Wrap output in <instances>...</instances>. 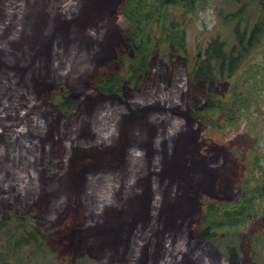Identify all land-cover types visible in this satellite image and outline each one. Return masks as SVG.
Wrapping results in <instances>:
<instances>
[{
    "label": "rangeland",
    "instance_id": "374dc122",
    "mask_svg": "<svg viewBox=\"0 0 264 264\" xmlns=\"http://www.w3.org/2000/svg\"><path fill=\"white\" fill-rule=\"evenodd\" d=\"M240 1L243 0H207L194 15L182 17L177 13L178 18H183L191 58H205L206 48L215 37L226 40L228 46L232 43L236 20L227 13L238 9ZM87 3L88 0L11 1L8 10L12 18L4 22L0 17L2 34L14 49L31 56L27 66L14 71L18 84L11 88L10 95L18 92L19 97L11 106L18 109L19 104L38 97V91L51 78V92L64 88L67 81L91 80L100 66L96 59L107 31L125 25L126 20L117 13L108 14L106 9L88 12ZM249 11L251 4H246L244 16ZM51 30L57 36L55 50L50 56L35 53L43 34ZM33 40L37 41L30 45ZM154 60L166 67L170 77L172 62L166 43L160 44ZM253 74L259 79H253ZM5 78L4 82L10 83L11 76ZM234 83L237 94L248 95V106L242 107L234 119L219 123L206 119L192 127L187 119L179 118L180 124L175 123L173 131L164 128L167 117L160 113L133 115L118 109L119 98L94 94L80 97L67 116L52 119L54 108L45 109L38 118L52 121L49 136L47 132L34 134L29 130L26 141L21 143L23 138L17 131L0 123V147L10 141L21 144L19 164L25 171V187L29 189L35 177L44 181L39 191L45 201L37 203L38 207L47 209V203H59L54 216L44 217L48 211L41 214L40 218L47 222L43 225L48 236L46 248L32 257L22 252L27 264H76L81 258L91 261L89 264H137L149 258L156 264H169L176 235L169 239L167 249L161 237L160 245L146 255H141L145 243L139 252L131 246L134 231L142 232L149 226V206L155 196L175 213V228L184 231L186 215L196 218L204 196L222 199L232 195L242 182L241 193L253 195L250 187L260 182L264 173V35L245 63L224 78L217 93L229 97ZM129 90L124 88L126 94ZM11 96L7 99H15ZM47 98L45 95L39 102ZM46 142L50 148L45 147ZM157 159L155 169L153 162ZM99 176L106 203L84 211L81 197L90 184L97 188L94 180ZM21 195L27 197L28 192ZM141 204L143 221L134 224ZM230 240L238 245L242 264H264V195L251 196L246 220L228 230L225 237L216 235L203 242L190 252L192 257L183 255L177 263L226 264L223 257Z\"/></svg>",
    "mask_w": 264,
    "mask_h": 264
},
{
    "label": "trees",
    "instance_id": "16d2710c",
    "mask_svg": "<svg viewBox=\"0 0 264 264\" xmlns=\"http://www.w3.org/2000/svg\"><path fill=\"white\" fill-rule=\"evenodd\" d=\"M11 1L13 0H0L2 14L0 17L4 22L12 18L11 11L8 10ZM206 1L88 0L86 4L88 12L106 9L108 14L117 13L126 20L125 25L107 31L96 59L99 68L89 82L67 81L66 88L59 91L51 92L54 81L52 78L47 80L38 91V97L19 104L18 109L11 106L19 97L18 92L10 95L11 88L18 84V79L13 77L14 71L29 64L31 56L9 45L6 37L3 36L4 28H0V123L11 126L8 128L12 131H17L18 137L23 138L20 140L21 143L26 141L29 130L34 134L47 132L49 136L52 121L43 122L38 116L51 107L55 110L52 119L61 115L67 116L75 108V103L80 97L87 94L107 99L119 98L118 109L133 115L141 112L144 115L152 112L160 113L167 117L164 118L167 120L163 124L164 128L166 126V129L171 131L175 129V123L180 124L178 122L180 119H187L192 127L206 119L215 120L217 123L220 120L234 119L241 112L242 107L248 106V95L237 94L235 83L231 86L232 93H228L229 97L221 96L217 91L224 78L232 76L245 63L264 35V0L240 1L238 9L227 13L236 20L232 29L233 41L229 46L226 40L215 37L206 48L205 58H198L197 55L191 58L186 48L182 17L184 14H196L205 6ZM246 4H251V12H248V16H244ZM177 13L182 17L178 18ZM56 37L54 30L46 31L34 52H44L50 56L56 48ZM34 41L37 40L30 42V45H34ZM163 42L166 43L167 55L172 62L170 77L167 75L166 67L160 66L154 60ZM7 75L12 78L10 83L4 82ZM59 76L57 74V77ZM252 76L255 80L259 79L255 74ZM125 87L130 89L127 94L124 92ZM45 95H48V100L39 102V99ZM8 96L15 99H7ZM114 109L117 107L115 106L113 111ZM18 120L19 124L10 125ZM45 147L50 148L49 143L46 142ZM20 151L21 144H14L11 141L0 147V264H27L22 252L25 251L32 257L44 250L48 236L45 234L47 229L43 225L47 222H44L43 217L40 216L45 215L47 211L50 213L44 217L50 214L54 216L59 210L57 209L59 203L56 204L54 201L47 203V209L38 207L37 203L45 201L44 194L39 191L44 188V181L35 177V180L32 178L33 183L29 189L25 187V171L19 164ZM48 161L51 164L50 159ZM158 165L159 159L153 162L155 169ZM94 181L97 188H93L91 182L92 184L85 188V193L81 197L80 205L84 211H88L91 207L98 208L106 203L102 197L104 186L101 176ZM243 183L238 184L232 195L222 199L204 196L200 211L196 212V218L190 213L186 215L183 223L186 224L184 231L175 228V213L165 207L159 196H155L149 206L151 216L149 226L142 232L134 231L131 246L139 252L145 243L141 255H146L152 247L160 245L161 237L163 246L168 248L169 239L172 240V235H176L169 264H178L183 255L185 258L192 257L194 254L190 252L203 242L213 239L216 235L225 237L228 230L246 220L251 196L256 193L264 195V173L260 182L250 187L253 190L251 196L241 193L240 188L244 187H242ZM26 192L28 196L23 198L21 194ZM142 206L144 205L139 206L140 213L134 216L136 218L134 224L143 221ZM161 206L165 208L164 212H161ZM223 258L226 264H242L235 241L227 242ZM86 260L81 258L76 264L91 262L87 263ZM137 264L156 263L149 258Z\"/></svg>",
    "mask_w": 264,
    "mask_h": 264
}]
</instances>
